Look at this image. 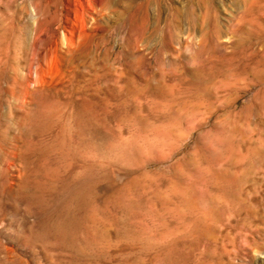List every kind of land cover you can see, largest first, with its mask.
<instances>
[{"label":"rangeland","instance_id":"rangeland-1","mask_svg":"<svg viewBox=\"0 0 264 264\" xmlns=\"http://www.w3.org/2000/svg\"><path fill=\"white\" fill-rule=\"evenodd\" d=\"M245 7L0 0V264H264V167L247 152L264 147V96L247 86L249 43L236 45ZM251 22L263 26L264 0H247ZM52 24L61 97L31 85L23 103L12 81L48 63L34 45Z\"/></svg>","mask_w":264,"mask_h":264},{"label":"bare ground","instance_id":"bare-ground-1","mask_svg":"<svg viewBox=\"0 0 264 264\" xmlns=\"http://www.w3.org/2000/svg\"><path fill=\"white\" fill-rule=\"evenodd\" d=\"M50 1H52V0H47V2H50ZM245 1H246L245 10H244L242 16H240L238 18V22H237L238 27H237V32H235V33H237L238 38L236 39V45L241 44V43H244V44L249 43L248 45H249V49L251 50L250 54H251V62L253 63V66H252L251 71H250V75L252 76V81L249 82L247 86H248V88H250L252 86L260 87L262 92H263V96H264V24L262 27L257 26L255 29L254 24L251 22L252 25H250V27H247V0H245ZM206 9L207 10L205 13H207V11H210V10H208L209 9L208 7H206ZM192 12L193 11H191V13ZM62 18H63L64 24L67 25V26H65L66 30H64L62 35H63L65 41L67 40V42L70 45H73L74 43H76V42H74V41H76L75 40L76 35H75L74 26H72V24L69 22L70 17L68 15H64ZM188 19H189V23H191L192 25H194L198 22V17H196V16H190ZM201 19L204 21L205 20L204 16ZM214 21L217 22V19L215 17H214ZM217 25H218V23H217ZM219 33H220V30H218L217 26H216L213 34L215 37H219ZM40 38H41L42 42H40ZM60 39H61L60 38V30H59L58 26L54 27V25L52 24V26H49V28H45V29L41 30V32L37 38L38 42L34 45V49L38 50V51H40V50L45 51L46 52V58L48 59V63L45 65V67H38L35 72L32 71V68L30 66L29 67V73L26 77H23V78L22 77H15L14 79L12 78L13 79V81H12L13 86H16V87L18 86V88L20 87L19 92L21 95L19 96L18 99H20L23 103H26V98L30 94L31 85L37 86L39 89H49V90L54 89L55 90L54 94L56 95V97L58 98L60 96V95H58L60 92L56 88V84H58V82H61L65 78V75H61L57 78L53 77L54 79L51 78V79H53V82H52V80L49 79V76L52 73L53 68L56 66L54 64V67H53V63H54V57H56V54H57L56 52L58 49V44L60 43ZM205 40H206V35H204L202 37L201 41L203 42ZM233 43H235V42H233ZM70 61H69V63H70ZM65 64H66V62H65ZM157 69L160 70L161 67H157ZM153 81L155 83H158L160 86H163V87L165 86L164 85L165 83H162V80L160 78H156V79L153 78ZM148 85L149 84L146 82L144 84V86L140 87L139 89H143L145 87H148ZM238 97H239L238 94L234 93V97H232L230 99V102L228 100H226L227 104L223 107V109L226 110L228 107H234V105L238 101ZM219 108L220 107H218V106H214L210 112L214 113L215 111L220 110ZM258 108L260 110L264 109V99L261 101ZM38 109L40 110V108H38ZM24 113H27V112H24ZM23 115L24 114L22 113L21 117ZM227 116L229 118V121L225 122V127L230 132L231 137H234V133H238L236 131H238V129H239L238 127L240 126L239 119H237V120L234 119V117H236V114L234 113L233 109L227 110ZM35 117H36L35 119L32 118L33 122H35V123L37 122L36 124L39 126V128H46L48 126V121L50 118V116L48 114H45L43 112L38 111L35 113ZM23 118L24 117H22L21 120H23ZM28 121H29V118H28ZM23 122H25V119ZM37 125H36V127H37ZM241 129H242V126H241ZM256 135L258 137H263V139H264V130L258 131L256 133ZM253 142H255V141L251 140L249 142L254 146H253V148H249L247 150V152L252 154L253 157H255L257 155H261V158L258 161L253 162V165L256 167H264V147H262L261 145L255 144ZM263 175H264V172H263ZM263 175H261L258 178L259 185L264 184V176Z\"/></svg>","mask_w":264,"mask_h":264}]
</instances>
